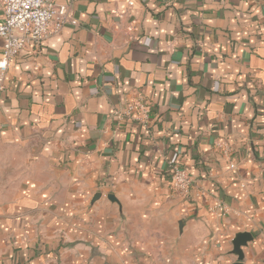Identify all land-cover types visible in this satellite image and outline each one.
Returning <instances> with one entry per match:
<instances>
[{
  "label": "crops",
  "instance_id": "0c3cea01",
  "mask_svg": "<svg viewBox=\"0 0 264 264\" xmlns=\"http://www.w3.org/2000/svg\"><path fill=\"white\" fill-rule=\"evenodd\" d=\"M53 1L0 89V264H264V0Z\"/></svg>",
  "mask_w": 264,
  "mask_h": 264
},
{
  "label": "built area",
  "instance_id": "2783aa9c",
  "mask_svg": "<svg viewBox=\"0 0 264 264\" xmlns=\"http://www.w3.org/2000/svg\"><path fill=\"white\" fill-rule=\"evenodd\" d=\"M0 13V39L3 42L0 89H3L6 73L22 49L31 44L37 53L44 41L59 34L65 25L74 21L68 16V6L53 0H0ZM133 110L139 111L133 119L146 124L149 110L140 100L130 105L120 116H131ZM170 166L173 191L188 195L194 183L190 172L177 161H171Z\"/></svg>",
  "mask_w": 264,
  "mask_h": 264
},
{
  "label": "water",
  "instance_id": "95a60500",
  "mask_svg": "<svg viewBox=\"0 0 264 264\" xmlns=\"http://www.w3.org/2000/svg\"><path fill=\"white\" fill-rule=\"evenodd\" d=\"M111 198H113V195H110ZM253 239V236L251 233L245 231V232H239L235 238L233 239V250L232 253L237 255L238 259L233 262L232 264H244V252L242 250L243 246H246L247 243Z\"/></svg>",
  "mask_w": 264,
  "mask_h": 264
}]
</instances>
